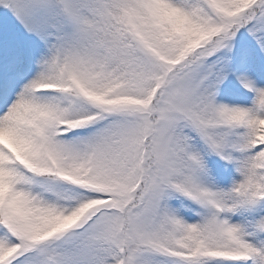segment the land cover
<instances>
[{
    "label": "snow or ice",
    "instance_id": "6c2138e0",
    "mask_svg": "<svg viewBox=\"0 0 264 264\" xmlns=\"http://www.w3.org/2000/svg\"><path fill=\"white\" fill-rule=\"evenodd\" d=\"M0 264H264V0H0Z\"/></svg>",
    "mask_w": 264,
    "mask_h": 264
}]
</instances>
